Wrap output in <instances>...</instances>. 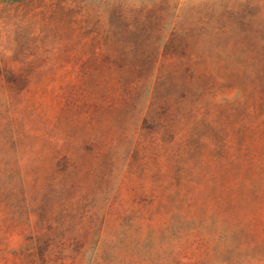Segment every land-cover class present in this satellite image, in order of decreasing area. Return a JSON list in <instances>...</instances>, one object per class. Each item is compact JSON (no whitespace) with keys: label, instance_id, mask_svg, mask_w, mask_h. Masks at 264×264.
<instances>
[{"label":"rangeland","instance_id":"374dc122","mask_svg":"<svg viewBox=\"0 0 264 264\" xmlns=\"http://www.w3.org/2000/svg\"><path fill=\"white\" fill-rule=\"evenodd\" d=\"M0 264H264V0H0Z\"/></svg>","mask_w":264,"mask_h":264},{"label":"trees","instance_id":"16d2710c","mask_svg":"<svg viewBox=\"0 0 264 264\" xmlns=\"http://www.w3.org/2000/svg\"><path fill=\"white\" fill-rule=\"evenodd\" d=\"M172 42V38L169 40V42H167L166 44H165V46H164V49H163V53L164 54H166L167 53V49H168V47L172 44L171 43ZM4 76L5 77H8L9 76V79H10V77L12 76V74H11V72L9 73V71L8 70H6L5 72H4ZM8 79V78H7ZM35 249H41V246L40 245H36V247H34Z\"/></svg>","mask_w":264,"mask_h":264}]
</instances>
